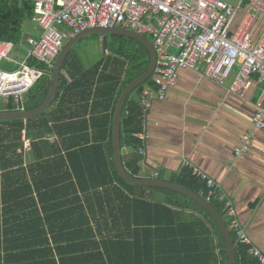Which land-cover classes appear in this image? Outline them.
<instances>
[{"label": "trees", "instance_id": "16d2710c", "mask_svg": "<svg viewBox=\"0 0 264 264\" xmlns=\"http://www.w3.org/2000/svg\"><path fill=\"white\" fill-rule=\"evenodd\" d=\"M33 12V3L25 0H0V40L12 41L18 46L23 38L24 25L30 21ZM120 41L117 47L107 44L110 61L100 62L104 65L106 73H102L97 80V85L87 84L81 88L71 85V89L80 90L78 98L83 101L80 105L81 118L74 119L77 113L73 112V103L64 105V101L56 102L48 110L37 117L24 120L0 121V169L4 172L9 168L16 155L17 149L22 146L21 135L31 138V149L34 156L39 160V169L30 174L28 178L19 181L14 172L4 173L1 184V202L3 203L2 213L13 214L16 207L7 203V200L14 196L17 188L20 189L23 198L26 200V208L23 216L37 214L39 211L34 201L32 192L35 191L37 198L53 199L55 203L50 207H43L46 212L50 209L53 219L46 221L49 230H77L79 227L84 236L72 235L69 238L52 239L60 250L61 242L80 240V243H72L82 254L78 257H68L60 264H217L212 253L213 248L208 241L206 230H197L198 236L192 237L189 228L192 222H183V228L178 231L181 222L178 215L181 211H189L201 214L206 220L212 223L217 231L219 247L223 250L221 264H229V257L226 243L217 222L211 214L198 202L190 197L167 188L135 186L127 183L119 176L112 160V130L109 115L101 114L103 107L101 102L113 95L114 108L118 97L123 89L135 78L143 74L149 67L150 55L146 47L139 41L117 36ZM69 56L65 59L62 70L67 67ZM37 66L44 70L36 82L26 93L22 107L32 110L39 107L47 96L50 86L48 72L52 70ZM63 74H60V84ZM101 80V81H100ZM146 82L137 86L131 93L140 94L142 89L150 84ZM99 83V84H98ZM73 86V87H72ZM108 86V89H107ZM93 88V89H92ZM59 94L57 92L56 96ZM89 101L91 104H89ZM130 97L127 98L120 119V144L130 146L132 153L126 162H123L126 172L132 177H139L140 161L142 157L135 152L140 144L135 134L139 132L141 109L134 101L129 106ZM90 107V109H89ZM19 106L10 98L6 103H0V110L15 111ZM71 111L72 113H70ZM114 111V110H113ZM112 111V115H113ZM88 115V117H86ZM107 122H109L107 124ZM4 127V128H2ZM48 134H55L57 141L50 143L45 137ZM45 137V138H44ZM65 152V156L60 153ZM67 161V162H66ZM25 176V175H24ZM26 177V176H25ZM161 179V177H159ZM171 182L189 188L196 193L204 195L205 186L198 178L192 175L186 167L182 168L180 174L175 176ZM121 184L127 189L140 188L150 191L161 192L166 199L161 203H152L141 197L129 198L123 195L121 201L118 193ZM129 204L135 207H147L155 211L147 218V230L150 231V238L145 243L138 237L142 230H138L137 236L132 241L131 236L112 235L115 221H110L114 211L117 210L115 203ZM214 208L223 215L222 206L210 200ZM33 203V206H30ZM127 205V206H126ZM178 208L180 211L174 209ZM80 215V216H78ZM113 217V216H112ZM194 217V216H193ZM199 219L198 216L194 217ZM64 219V221H63ZM9 223V222H8ZM178 225H177V224ZM199 223L204 229V223ZM43 224V223H42ZM228 225V223H226ZM12 231L36 230L41 228V222H10ZM142 226V224H141ZM166 226L165 236L156 232L157 228ZM43 228V227H42ZM174 229L173 232H169ZM96 233L100 235L96 238ZM232 239L236 242L234 234L230 231ZM177 239L175 242L169 240ZM14 237H4V249H9L13 244ZM17 247L30 248L33 245L32 239L21 238ZM47 239L44 237L43 241ZM8 242V243H5ZM36 245H33L34 247ZM159 247H161L159 249ZM73 251V250H71ZM162 252V253H161ZM61 253V252H60ZM70 254H74L71 252ZM237 264H259L256 258L248 256L247 248L237 241L236 246ZM5 262V260H4ZM53 264L56 262L53 260Z\"/></svg>", "mask_w": 264, "mask_h": 264}, {"label": "crops", "instance_id": "0c3cea01", "mask_svg": "<svg viewBox=\"0 0 264 264\" xmlns=\"http://www.w3.org/2000/svg\"><path fill=\"white\" fill-rule=\"evenodd\" d=\"M237 4L238 3L236 2L235 5H232L236 7ZM247 4L248 0H243L242 4L239 5L237 18L234 23L239 21ZM29 22H33L31 18ZM263 25L264 18L260 19L256 25L254 31L256 37ZM35 30L36 29L34 28L33 31L32 29L24 30L22 39L28 34L38 35L34 32ZM144 36L151 39L147 35ZM22 39L19 46L24 53L25 49L22 47L24 41H22ZM78 42L72 46L66 56V58L69 56V61L67 67L63 70L61 69L63 79L60 84L59 76L56 90V94L57 92H59V94L57 97H55L56 94L53 97L55 103L63 100L65 106L70 102L74 104L72 111L77 113L74 119L81 118L79 113L80 105H83L84 102L78 98L80 90L76 88L71 89V85H77L79 88L85 86L86 83H90L92 86L97 85V80L102 73L107 72L103 71L104 65H98V63L110 61L111 57L109 49L106 47L108 43L102 41L99 45V58L93 63L88 64L87 62L89 61L80 59L81 57H79L77 52L74 51V47ZM18 55L19 54L14 55V57H17ZM11 59L12 58L5 60L9 63H15ZM30 64L35 67H38L37 64H42L43 67L49 69L52 68V70L54 67V64L49 67L35 60H31ZM236 70L237 67L234 68V71L230 74L224 84H219L215 80L203 76L198 71L181 69L176 84L167 91V97L163 100H154L152 106L146 112L143 111L140 105L139 94H132L131 96L129 94L127 96V98L130 97L129 106L132 105V102L136 101L141 109V128L139 132L135 134V137H137L140 142L138 147L143 145L144 152L140 153L138 147L135 152L142 157L139 163V178L160 179L159 177H161L160 180L171 182L175 176L180 174L182 168L186 167L191 171L192 175L196 176L198 180L204 184L206 188L204 195H202V193L198 194L206 197L207 187L205 182L193 173L192 168L196 167L211 177L217 183L220 193L224 195L225 199L232 203L236 211L237 220L244 228L245 233L249 238L248 243H241L242 246L246 248L250 246L256 247L264 254V128L258 129L254 132L250 147L243 158L238 159L234 155V148L240 144V138L244 133L250 131L253 126V116L258 108V104L264 109V83L256 74H253L250 77V83L246 87L243 96L232 93L228 88ZM42 71L44 74L45 71ZM48 75L50 76L49 73ZM149 79H151V76ZM148 86L155 87L152 80H150ZM26 93H24L20 103H16L12 99L17 107L19 106L15 111L25 109L22 107L21 103H23ZM114 97L115 93L112 99L110 96L109 98H106L104 102H101L104 108L100 110L101 114L109 115L110 119L112 117V122L117 104L116 102L114 108ZM9 99L10 98L6 99L0 97V103H6ZM53 100L48 108H50L51 105H55ZM89 104H91L90 101ZM112 111L113 115L111 114ZM69 112L72 113L71 111ZM86 117H88V115H86ZM13 120L26 121L27 119ZM108 123L109 122H107V124ZM141 133L147 135L145 140H142L137 136V134ZM45 137L50 143L58 140V137L55 136V134H48ZM31 141V138L27 137L23 130L21 135L22 146L17 149V154L12 157L13 161L9 165V168L4 170V172L0 169V264H53V260L56 264H60V262H64L68 257L82 256L81 252L72 245V243H80V240L61 242L59 245L61 247L60 253L57 244L52 239L54 236H59V238H69L72 235H85V232H82L80 227L77 230L71 231L60 229L53 232L52 230H49V226L45 223L46 221L53 219L51 216L52 212L50 209H47L45 212L43 207L52 206V204L55 203V200L46 199L44 197L43 199L37 198L36 192L33 191L32 195L34 196V201L38 208L40 218H38L37 214L23 216L27 199L20 195L21 191L17 188L14 196L7 200L8 205L11 204L16 207L15 212L13 214H7V212L2 213L3 203L1 202V192L3 188H1V184L3 181L2 176L5 175L4 173H8V170H10L9 173L14 172L15 177L20 178L19 181L23 180L24 177L28 178L31 182L30 177L32 176L30 171L34 173L36 169H39V160L32 153ZM132 152L130 146H124L121 149L122 162L128 161L127 158ZM60 154L66 157L64 151ZM118 185L122 192L118 193V198L120 200L117 201H121L123 195H128L130 199L133 197H141L152 203H161L166 199V197L158 191H150L140 188L127 189L121 184ZM31 186L33 187L32 182ZM211 200H214L215 203L222 206V217L225 222L229 224L230 217L226 214L223 207V201L217 197ZM33 205V203H30V206ZM115 205L117 210L114 211L112 215L113 217L111 216L110 218V221H115V227H113L111 234L114 235L117 233V236L126 235L127 238L128 236H131L132 238L129 237V239L134 241V236H137V233L135 232L140 229L142 230V233L138 237L145 243V241L150 238V231L146 229L148 226L144 223L145 221H148L147 218L151 217L155 211H149L147 207H135L132 204L123 207L122 203L119 204L116 202ZM174 209L180 211L178 208L174 207ZM193 216H198L200 221ZM178 217L181 222L178 231L183 232L186 230L187 226H185L186 228H183V222L190 223V221L192 222V225L189 228V233L192 234V237H202L204 239V236L197 235V230H206L207 237L209 238L208 241H210V245L213 247L210 253L218 259L217 264H221L223 250L219 247V238L214 225L206 220L201 214L186 210L181 211ZM23 221L38 224L41 222V228L38 226L36 230L30 231H12L9 229L11 227L9 225L10 222L18 223ZM201 222L204 223H202L204 229L198 225ZM173 231L174 229L169 232ZM156 232H158L159 235L162 234L165 236L166 226L157 228ZM4 237H14L15 239L13 244L9 245V249H4L3 247ZM22 237L32 239L31 242L36 246L32 247V245L30 248L17 247L21 242L19 239ZM44 237L47 239L46 241H43ZM99 237L100 235L96 233V238L99 239ZM169 241L175 242L177 239ZM160 248L161 247H159V249ZM71 252H74V254H70ZM248 256L254 258L250 254H248Z\"/></svg>", "mask_w": 264, "mask_h": 264}, {"label": "built area", "instance_id": "2783aa9c", "mask_svg": "<svg viewBox=\"0 0 264 264\" xmlns=\"http://www.w3.org/2000/svg\"><path fill=\"white\" fill-rule=\"evenodd\" d=\"M33 3L31 20L39 25L38 35H25L23 54L11 60L17 68L0 66V97L20 103L43 71L30 64L38 61L49 67L54 64L63 44L74 34L95 27H121L152 39L157 62L151 75L155 87L146 86L139 94L144 112L154 100H163L173 87L181 69H192L224 84L237 67L229 91L244 95L250 77L256 74L264 83V25L257 37L254 31L264 18V0H248L237 23L239 5L226 0H25ZM57 27H64L68 31ZM64 42V43H63ZM12 41L0 40V65L10 59ZM264 128V109L259 106L253 116V126L234 148L236 158H243L250 147L254 132ZM145 140L147 135L137 134ZM143 153V145L138 147ZM207 187V201L217 197L223 201L227 225L238 242L248 243L244 228L237 220L232 203L220 193L217 183L198 168H192ZM248 254L264 264V254L256 247Z\"/></svg>", "mask_w": 264, "mask_h": 264}, {"label": "water", "instance_id": "95a60500", "mask_svg": "<svg viewBox=\"0 0 264 264\" xmlns=\"http://www.w3.org/2000/svg\"><path fill=\"white\" fill-rule=\"evenodd\" d=\"M90 34H118L122 36H126L129 38H133L139 42H141L146 49L149 52L150 55V64L148 69L132 80L121 92L112 122V149H113V161L115 164V168L121 177V179L127 183L137 185V186H153V187H161V188H167L171 189L177 192H180L191 199L198 202L200 205H202L213 217V219L217 222L221 233L224 237L226 248L228 252L229 257V264H237L236 261V246L237 242H235L232 239V235L229 231V228L224 220V218L221 216V214L213 207V205L207 201L203 196L199 195L198 193L186 188L182 187L176 183L160 180L157 178H139V177H132L130 176L123 165L122 162V156H121V144H120V119L121 114L123 110V105L125 103V100L127 96L134 90L137 86L144 83L147 79L150 78L152 75L154 68L156 66L157 62V54L155 51V48L152 44V41H150L147 37L144 35L138 34L132 30H128L121 27H95V28H89L85 29L83 31H80L73 36H71L67 41L63 44L58 56L55 59L54 67L51 72H48L51 76L50 81V87L49 91L47 93V96L43 103L32 110H20V111H0V120H13V119H28L31 117L38 116L39 114L46 112L47 108L51 104L54 95L56 94L57 85L59 81V76L61 73L62 65L64 63V60L71 50L72 46L80 41L83 37L90 35Z\"/></svg>", "mask_w": 264, "mask_h": 264}, {"label": "rangeland", "instance_id": "374dc122", "mask_svg": "<svg viewBox=\"0 0 264 264\" xmlns=\"http://www.w3.org/2000/svg\"><path fill=\"white\" fill-rule=\"evenodd\" d=\"M229 3L232 4H236L237 0H226ZM33 28L36 29L34 32H36V34H39L41 32V28L39 27V25H37L36 23L33 22H26L24 25V30H31L33 31ZM61 30H65L68 31L67 29H64L63 27H57ZM119 36L118 34H90L87 35L85 37H83L74 47V51L77 52V55L79 57H81L80 59H85L88 64L93 63L95 60H97L100 56V49H99V45L102 43V41H105L106 43H110L111 45L117 47L119 44L120 39L117 37ZM122 36V35H120ZM126 37V36H125ZM151 41V39H149ZM63 41L65 42L66 39H63ZM63 42V43H64ZM17 54H23V51L21 49V47L15 46L13 48V50L10 53V58H13L14 55ZM86 63V64H87ZM1 68L6 69V70H13L15 68H17V64L16 63H9L6 60H3V62L1 63Z\"/></svg>", "mask_w": 264, "mask_h": 264}]
</instances>
